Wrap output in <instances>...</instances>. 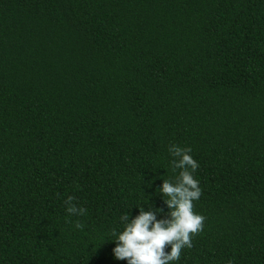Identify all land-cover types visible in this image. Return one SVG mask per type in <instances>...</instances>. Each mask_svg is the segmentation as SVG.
I'll return each instance as SVG.
<instances>
[{
    "label": "trees",
    "instance_id": "obj_1",
    "mask_svg": "<svg viewBox=\"0 0 264 264\" xmlns=\"http://www.w3.org/2000/svg\"><path fill=\"white\" fill-rule=\"evenodd\" d=\"M173 144L206 218L175 264H264V0H0V264H127Z\"/></svg>",
    "mask_w": 264,
    "mask_h": 264
},
{
    "label": "clouds",
    "instance_id": "obj_2",
    "mask_svg": "<svg viewBox=\"0 0 264 264\" xmlns=\"http://www.w3.org/2000/svg\"><path fill=\"white\" fill-rule=\"evenodd\" d=\"M190 147L170 145L168 152L174 177L164 179L162 188L158 189L164 198V203L170 210L167 218L157 219L162 209L145 211L139 208V215L129 218L125 214L120 217L123 230L111 231L116 247L113 249L116 260L127 261V264H175L179 261L185 248L193 247V239L204 230L206 218L195 212V202L202 195L199 181L194 173L199 165L190 155ZM75 197L69 196L65 201L69 217L83 216L86 209L74 203ZM68 223H72L69 219ZM77 229H83L84 224L75 222ZM170 247V252L166 248ZM231 264V262H229Z\"/></svg>",
    "mask_w": 264,
    "mask_h": 264
}]
</instances>
